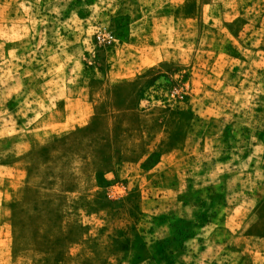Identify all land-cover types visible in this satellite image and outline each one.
Masks as SVG:
<instances>
[{"label":"rangeland","instance_id":"rangeland-1","mask_svg":"<svg viewBox=\"0 0 264 264\" xmlns=\"http://www.w3.org/2000/svg\"><path fill=\"white\" fill-rule=\"evenodd\" d=\"M0 264H264V0H0Z\"/></svg>","mask_w":264,"mask_h":264}]
</instances>
